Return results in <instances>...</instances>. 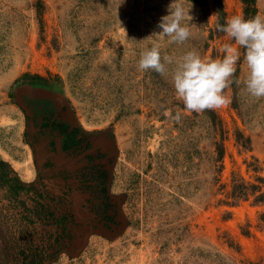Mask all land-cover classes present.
<instances>
[{
  "label": "rangeland",
  "instance_id": "374dc122",
  "mask_svg": "<svg viewBox=\"0 0 264 264\" xmlns=\"http://www.w3.org/2000/svg\"><path fill=\"white\" fill-rule=\"evenodd\" d=\"M218 2L184 0L191 35L170 44L153 34L172 0H0V160L21 183L0 185V264H264V97L245 91V50L230 103L201 113L176 98L174 65L138 70L154 43L223 58ZM222 4L246 19L243 0ZM26 86L67 97L75 145L56 135L64 102L53 131L32 129Z\"/></svg>",
  "mask_w": 264,
  "mask_h": 264
},
{
  "label": "clouds",
  "instance_id": "9594fccd",
  "mask_svg": "<svg viewBox=\"0 0 264 264\" xmlns=\"http://www.w3.org/2000/svg\"><path fill=\"white\" fill-rule=\"evenodd\" d=\"M192 4L185 7L184 0H172L167 6L168 15L160 18L157 27L159 33L153 35L168 38L170 44H183L191 35L189 23L193 17L189 15ZM216 30L223 32L234 41L222 47L223 58H202L196 51H188L179 58L161 55V45L154 43L150 48L140 52L138 70H152L164 76L171 69V82L176 98L182 101L188 112L201 113L215 110L230 103L225 89L232 83L240 60L239 49L243 48V60L247 66V76L243 81L245 91L254 98L264 97V16L256 15L245 19L241 15L227 18L224 24L217 22ZM165 115H170L166 112ZM175 119H180L177 113Z\"/></svg>",
  "mask_w": 264,
  "mask_h": 264
},
{
  "label": "crops",
  "instance_id": "0c3cea01",
  "mask_svg": "<svg viewBox=\"0 0 264 264\" xmlns=\"http://www.w3.org/2000/svg\"><path fill=\"white\" fill-rule=\"evenodd\" d=\"M26 90L23 91V93L20 96V106L24 108L27 111V114L29 115V109L33 108L35 109L36 105V113L39 115L41 114V118L39 117H34L32 119V129H37L41 130L42 128L44 130H52V122H57V116L58 113L61 111V104L64 102V107H65V118L63 119V122L60 124L58 129L60 131H64L67 129V133L65 132L63 135L61 132H56V135H59L61 137L60 144L61 146L68 145L71 147L73 144L72 141H75V143L78 141L77 139H80V137L76 136L75 132H78L80 130L82 131H87L83 130L81 123L79 122L76 114L73 111L72 104L69 102L67 97L61 98L59 95L56 94V92L52 91L53 89L50 88H36V87H27L25 88ZM58 111V113H57ZM37 114V115H38ZM71 117H74L75 123L71 122ZM63 116V114H62ZM36 120V121H35ZM52 121V122H51ZM62 135V136H61ZM76 136V137H75ZM64 141V144H62ZM50 143H53L50 141ZM67 146V147H68ZM1 161V160H0Z\"/></svg>",
  "mask_w": 264,
  "mask_h": 264
},
{
  "label": "trees",
  "instance_id": "16d2710c",
  "mask_svg": "<svg viewBox=\"0 0 264 264\" xmlns=\"http://www.w3.org/2000/svg\"><path fill=\"white\" fill-rule=\"evenodd\" d=\"M245 6H246V19L252 18L254 16L257 15L258 13V8H257V0H243ZM219 8H220V14H221V24L225 23V12L223 9V4H222V0H219L218 2ZM63 131V130H62ZM73 144L75 145V141H72ZM93 161V160H91ZM101 178H103V181H100L98 186H102V192L104 195H106V199H109L108 196V183H107V174L104 173L103 176H101ZM0 185H10L13 188H16L17 186H20L21 183L19 182V180H17L14 176H13V170L11 169L10 165L5 162V161H0ZM63 220V219H62ZM62 220H60L59 222L61 223Z\"/></svg>",
  "mask_w": 264,
  "mask_h": 264
},
{
  "label": "bare ground",
  "instance_id": "6f19581e",
  "mask_svg": "<svg viewBox=\"0 0 264 264\" xmlns=\"http://www.w3.org/2000/svg\"><path fill=\"white\" fill-rule=\"evenodd\" d=\"M28 171V170H27Z\"/></svg>",
  "mask_w": 264,
  "mask_h": 264
}]
</instances>
